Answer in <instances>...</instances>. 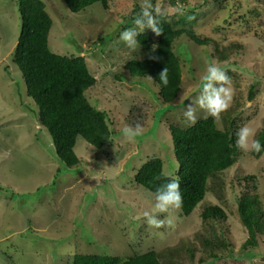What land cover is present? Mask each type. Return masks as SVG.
Returning <instances> with one entry per match:
<instances>
[{
  "label": "rangeland",
  "instance_id": "1",
  "mask_svg": "<svg viewBox=\"0 0 264 264\" xmlns=\"http://www.w3.org/2000/svg\"><path fill=\"white\" fill-rule=\"evenodd\" d=\"M42 1L52 20L51 51L85 58L97 79L86 95L108 114L117 134L102 150L78 137L74 153L81 162L67 167L59 161L13 62L22 29L18 2L0 0V264H69L77 253L125 255L151 248L166 253L169 247L174 249L168 255H180L171 262L164 259L165 264H232L231 258L245 255L241 246L247 232L239 220L237 198L245 192L256 194L264 209V153L254 158L251 149L241 151L231 168L209 181L206 197L191 214L171 210L172 224L165 228L147 225L144 212L160 219L169 214L154 211V195L134 177L152 157L163 161L165 175L178 177L168 123H182L185 109L202 90L210 63L231 78L228 110L239 114L238 126L247 124L256 132L264 125V0H159L162 13L173 15L172 22L180 19L178 13L196 8L190 21L198 20L194 28L211 40L206 46L186 37L174 43L183 75L179 98L185 93L184 103L178 98L174 105L157 100L150 79L133 78L124 69L128 60L141 59L146 52L129 49L120 40V22L141 0H108L107 9L95 2L79 12L70 11L63 0ZM145 33L156 42L151 30ZM223 54L227 59L219 61ZM196 115L204 117L202 110ZM137 123L143 133L129 142L123 129ZM209 204L221 206L226 219L203 223L200 215ZM201 235L214 242L227 239L234 256L223 248L216 252L219 259L207 257ZM246 254L254 257L245 264H264V236Z\"/></svg>",
  "mask_w": 264,
  "mask_h": 264
},
{
  "label": "trees",
  "instance_id": "2",
  "mask_svg": "<svg viewBox=\"0 0 264 264\" xmlns=\"http://www.w3.org/2000/svg\"><path fill=\"white\" fill-rule=\"evenodd\" d=\"M63 1L72 12H79L95 2H100L104 9L108 8V0ZM17 2L22 29L13 54V62L23 74L27 94L38 108L37 122L49 132L57 158L67 167H75L81 162L74 153L78 137H82L96 150H102L109 145L117 132L112 128L108 114L93 105L86 95L96 84L97 79L89 71L85 58L59 55L51 51L48 38L52 20L44 2L42 0ZM194 10L178 13L180 19L174 22L171 20L173 15L162 13L158 20L163 35H155L156 42L148 33L139 35L137 37L139 47L146 52L141 59L132 58L124 65V69L133 78H152L150 81L158 91L157 100L162 105H174L183 85L182 67L174 51V43L183 37L198 46H206L211 41L194 28L198 20L190 21ZM139 11L140 7H136L128 19L124 17V22H120L122 30L133 26V20ZM187 22L188 26H185ZM153 45L157 46L155 51ZM215 52L218 53L217 47ZM226 59L227 56L224 54L218 58L219 61ZM165 67L168 69L167 85L159 79V74ZM253 88L254 86L250 88V99L253 96ZM238 116L239 114L234 115L231 110H227L221 114V125L210 116L198 118L193 126L184 122L183 117L181 124L169 122L173 152L179 164L178 177L165 175L163 161L158 157H152L137 171L135 183L154 195L161 185L169 183L172 179H179L183 197L179 210L184 216L191 214L206 197L209 181L219 178L240 156L241 150L235 146L236 132L240 128L237 123ZM254 139L259 140L264 146V125L255 132ZM251 152L254 158H259L264 153V147L259 153L254 150ZM250 179L252 180V177ZM237 204L240 223L247 232V239L241 248L250 253L258 245L259 238L264 236L262 201L258 195L245 192L238 196ZM226 216V212L217 204L205 206L200 215L203 223L224 221ZM201 237L204 244L203 253L209 252L207 257L219 259L220 256L216 252L223 248L230 249L229 257L234 256L232 245L227 239L222 238L219 242H214L203 235ZM173 249L169 247L164 253L151 248L140 252L132 251L125 255L77 253L69 264H165L164 259L171 262L180 255L179 251L167 254L173 252ZM187 251L190 257L194 256L193 247H189ZM246 252L245 255L237 256L239 257L237 259L231 258V263L245 264L248 258L252 261L253 254L247 255ZM203 260L200 259L201 262Z\"/></svg>",
  "mask_w": 264,
  "mask_h": 264
},
{
  "label": "clouds",
  "instance_id": "3",
  "mask_svg": "<svg viewBox=\"0 0 264 264\" xmlns=\"http://www.w3.org/2000/svg\"><path fill=\"white\" fill-rule=\"evenodd\" d=\"M140 11L133 20V27L127 28L120 33V40L124 42L127 48L135 50L139 47L137 37L151 30L156 36H161L162 30L159 27L158 17L162 15V9L159 0L153 4L152 0H141ZM153 45V51L156 50ZM149 79H152L149 77ZM160 81L168 84V69L165 67L159 74ZM202 90L195 99L187 106L184 111L185 121L189 126L197 122V110H202L204 118L212 117L219 120L221 114L226 112L233 100V91L231 88V78L215 62L207 66L206 74L202 77ZM184 96L179 98L180 103H184ZM143 133V127L137 123L134 127L129 125L123 129L124 138L131 142ZM255 131L247 124L241 126L236 132L235 146L241 151L254 150L259 153L262 150L259 140L254 139ZM155 204L154 211L165 215L160 219L157 215L144 212L146 223L150 228H165L171 226V210H178L182 206L183 197L180 191L179 179H172L169 183L161 185L154 193Z\"/></svg>",
  "mask_w": 264,
  "mask_h": 264
},
{
  "label": "bare ground",
  "instance_id": "4",
  "mask_svg": "<svg viewBox=\"0 0 264 264\" xmlns=\"http://www.w3.org/2000/svg\"><path fill=\"white\" fill-rule=\"evenodd\" d=\"M53 40V39H52ZM52 42V41H51Z\"/></svg>",
  "mask_w": 264,
  "mask_h": 264
}]
</instances>
